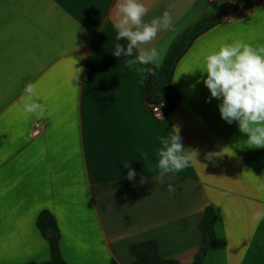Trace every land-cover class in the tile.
Wrapping results in <instances>:
<instances>
[{"label":"crops","instance_id":"obj_1","mask_svg":"<svg viewBox=\"0 0 264 264\" xmlns=\"http://www.w3.org/2000/svg\"><path fill=\"white\" fill-rule=\"evenodd\" d=\"M223 1L140 0L145 22L168 11L173 25L142 46L163 49L156 65L129 68L128 57L113 55L117 43L127 45L115 39L117 0H0V264L51 260L38 228L44 210L57 220L69 264H131V247L147 240L162 257L193 264L208 207L216 212V241L202 264H264V220H253L264 211L256 190L264 148L249 145L238 122L221 118V100L211 97L202 73L204 56L221 43L264 46V0L240 6L192 43L174 72L181 100L170 114L158 120L148 103V69L162 66L186 30L234 3ZM29 81L47 105L43 118L23 114ZM37 120L46 129L33 137ZM174 129L196 155L160 185V137ZM249 170L255 176L243 174Z\"/></svg>","mask_w":264,"mask_h":264},{"label":"clouds","instance_id":"obj_2","mask_svg":"<svg viewBox=\"0 0 264 264\" xmlns=\"http://www.w3.org/2000/svg\"><path fill=\"white\" fill-rule=\"evenodd\" d=\"M116 22L117 41H127L126 47L117 43L113 55L128 57L127 66L132 68L136 64L156 65L161 59L162 48L142 47L151 44L160 31L172 29L173 19L168 11L162 16L145 22L144 17L148 8L140 0H117ZM134 49L138 54L134 58ZM206 73L204 85L209 89L212 98L221 100L219 111L221 118L231 124L238 122L239 130L246 134L247 143L254 148H264V46L253 47L243 41L221 43L216 50L204 56ZM75 76L80 72L74 70ZM145 71V69H137ZM152 71V69H148ZM24 116L43 118L47 113V105L41 103L37 84L29 81L25 83L21 97ZM179 130L174 129L170 137H160L161 147L157 150L159 174L154 179L164 185V177L169 173L180 172L186 169L196 153L188 152L183 148ZM147 156V154H144ZM129 167L128 162L124 164ZM243 174L255 176L252 171ZM135 177V171L129 168L128 179ZM143 178L141 183H143ZM176 187L169 183L166 191L174 195ZM257 192L264 195V182H258ZM148 198V197H147ZM253 220L259 223L264 220V211H257Z\"/></svg>","mask_w":264,"mask_h":264},{"label":"trees","instance_id":"obj_3","mask_svg":"<svg viewBox=\"0 0 264 264\" xmlns=\"http://www.w3.org/2000/svg\"><path fill=\"white\" fill-rule=\"evenodd\" d=\"M246 1V7L261 0H228L229 3H240ZM223 18L217 19L215 16H206L198 21L193 27L186 30L171 45L168 54L160 68L152 70L151 80L148 87V103L163 105L165 113L170 114L181 100V96L174 89L172 80L175 69L182 56L186 53L192 43L211 27L219 24ZM216 212L212 207L206 208L203 218L199 224L202 234V244L195 256L193 264H202L209 248L215 243L216 236L214 224ZM38 228L42 235L50 244L51 260L44 263L30 264H69L63 258L60 248V230L54 215L44 210L38 217ZM131 253L135 260L131 264H182L174 259H167L161 256L158 244L154 240H147L134 244ZM111 264H119L112 260Z\"/></svg>","mask_w":264,"mask_h":264},{"label":"built area","instance_id":"obj_4","mask_svg":"<svg viewBox=\"0 0 264 264\" xmlns=\"http://www.w3.org/2000/svg\"><path fill=\"white\" fill-rule=\"evenodd\" d=\"M210 4H216L220 0H208ZM150 109L154 117L158 120H163L167 114L165 113L163 109V105H158V104H149ZM46 129V123L43 120H37L33 126H32V136L33 137H38L43 134V132Z\"/></svg>","mask_w":264,"mask_h":264},{"label":"water","instance_id":"obj_5","mask_svg":"<svg viewBox=\"0 0 264 264\" xmlns=\"http://www.w3.org/2000/svg\"><path fill=\"white\" fill-rule=\"evenodd\" d=\"M240 10V5L237 4V3H231L225 7H223L221 10H219L215 17L217 19H221V18H224V17H227V16H230L232 14H235L237 13L238 11Z\"/></svg>","mask_w":264,"mask_h":264},{"label":"rangeland","instance_id":"obj_6","mask_svg":"<svg viewBox=\"0 0 264 264\" xmlns=\"http://www.w3.org/2000/svg\"><path fill=\"white\" fill-rule=\"evenodd\" d=\"M218 3H219L220 5H223V4H225V1L220 0ZM237 4H239V5L241 6V8H245V7H246V1H242V2L237 3Z\"/></svg>","mask_w":264,"mask_h":264}]
</instances>
